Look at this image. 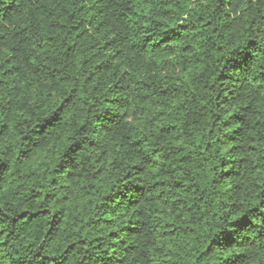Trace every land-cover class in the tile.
Instances as JSON below:
<instances>
[{
  "label": "trees",
  "instance_id": "obj_1",
  "mask_svg": "<svg viewBox=\"0 0 264 264\" xmlns=\"http://www.w3.org/2000/svg\"><path fill=\"white\" fill-rule=\"evenodd\" d=\"M158 3L163 7L162 18L155 17L157 0H0V20L13 26L11 38L7 28L0 33V68L3 69L0 110L5 121L0 123V154L7 155L9 148L16 144L31 145L18 150L15 161L20 167L14 168L10 160L0 155V193L9 197L4 207H0V223L10 225L8 229L0 228V237H3L0 250L11 249L0 255V261L7 264H136L143 258V264H196L197 260L200 264H238L237 258L245 255L231 252L240 245L231 243L229 236L217 239L223 229L201 245L198 252L195 241L198 234L209 231V216L218 212L215 200L211 204L208 201L205 178L211 175L215 183L219 173L223 181H244L249 166L256 173L264 172L261 165L264 157L258 151V143L264 141V105L257 102L255 106L251 103L238 106L243 84L235 75L241 70L235 56L240 55L241 63H247L250 56L246 50L251 41L244 48H233V55L227 58L220 55L223 46L216 47L219 69L212 66L211 73L199 70L202 58L196 57V62L181 68L174 80H164L161 94L168 100L158 102L157 117L146 116L133 124L129 133L112 135L118 123L114 120L118 114L112 108L120 106V101L125 99L119 93L140 86L144 108L150 110L152 102L147 97L154 69L165 61L183 63L182 57L172 56L169 45L173 39L183 40L188 30V25L178 24L172 14L179 12L182 17L187 9L171 0L167 5L164 0ZM189 23L193 38L182 46V52L199 48L198 42L211 39L198 34L205 26L216 35L211 18L197 16L195 23ZM154 24L160 25L165 33L159 46L152 47L154 41L141 45L137 40L134 45L139 47H121L124 40L121 33L133 35V29L139 26L144 29L140 33L144 38L153 35ZM20 56L28 68L24 88L17 82L23 72ZM261 76L264 77V72ZM181 80L184 86L179 85ZM76 101L80 109L87 106L88 111L83 115L91 113L109 134V147L95 157L97 164L103 160L104 165L90 175L86 171L68 173L73 183L60 185L64 192L61 196L59 192L43 191L40 181L47 173L49 184L57 183V176L70 166V163L66 165L65 158L70 162L83 150L79 145L69 155L73 150L70 142L73 126L79 131L88 124L73 107ZM97 104H101L102 111L93 112ZM49 109V115L42 119L48 122L52 115L66 110V119L60 118L65 119L67 127L61 130V126L49 122L42 132H33L32 138L24 134L23 122L31 120L33 115L39 121L41 112ZM138 131L143 135L137 137ZM220 132L222 136L216 135ZM247 140L251 143H246ZM149 141L153 144V157L161 148L170 149L162 154L164 163L151 184V189L159 191L155 199L145 200L140 194L144 188L139 183L143 163L132 164L123 177H115L116 184L107 183L110 174L121 170L129 152L139 155L141 145ZM87 147L95 149L97 144L90 141ZM245 153L255 154V159ZM210 157L217 162L206 167ZM53 160L55 166L49 167ZM141 160L161 164L147 156ZM174 175L179 178L169 179ZM254 184L256 190L250 197L240 186V203H250L251 207L234 214L230 224L245 223L249 214L253 222L259 218L264 223V217L259 216L264 212V188H261L264 178L256 179ZM237 187L230 183L228 190ZM14 200L27 207L9 215L12 209L8 205ZM141 203L151 205L146 213L138 208ZM89 210H102L103 214L90 216ZM145 215L148 219H141ZM113 216L126 223L116 227ZM153 220L155 223L146 231ZM63 233L70 235H63L62 239ZM142 235L148 238L146 243H130L133 237L139 240ZM22 238L25 239L23 254L22 248L14 243ZM35 239L40 242L33 248ZM138 249L139 255L133 256ZM220 251L224 255L217 256ZM260 255L264 252L250 257L246 264H259Z\"/></svg>",
  "mask_w": 264,
  "mask_h": 264
},
{
  "label": "clouds",
  "instance_id": "obj_2",
  "mask_svg": "<svg viewBox=\"0 0 264 264\" xmlns=\"http://www.w3.org/2000/svg\"><path fill=\"white\" fill-rule=\"evenodd\" d=\"M171 2L178 3L181 5V7L187 9L186 14L182 17L180 16L179 12L172 14L177 19L178 24L188 25V30L184 32L183 40L173 39L169 45L172 56L182 57L183 63L170 64L165 61V63L154 69L153 75L151 77L153 82L151 83V88L148 89L147 97L152 102V107L150 110H145L144 108L143 100L140 95V93L143 92V89L140 88V86H134L132 88H128L125 92L119 93V95L125 99L120 101V106H113L112 108V111L118 114L114 117V120H116L118 123L113 130V136H115L117 133H119L121 136L129 133L131 126L136 124L138 120H144L146 116L148 119L157 117L159 112L158 102L165 103L168 100L166 95L161 94L162 89L165 86L164 80H174L180 75L181 68L188 67L189 65L196 62V57L202 58L198 65L201 72L211 73L213 71L212 66H215L216 70H218L219 65L216 64V53L214 49L221 45L223 48L220 55L227 58L228 56L233 55V48H244L245 45L251 41V44L248 45L246 50L250 56V59L247 63H241L242 57L240 55L235 56V61L239 63L241 69L240 72L235 73V75L240 78V81L243 84L241 95L238 97V106L239 104L244 103H251L255 106L257 102H259L261 105H264V77L261 76V73L264 72V0H187L186 3H184V0H171ZM164 3L167 5L169 0H164ZM157 9L158 10L155 12V17L162 18L160 13L163 11V7L159 5L158 0ZM197 16H203L205 19L211 18L213 21V26L216 29V35H212V29L205 26L204 30L198 34L201 36L208 35L211 37V39L198 42L201 44V47L199 48H194L188 52H182V46L184 44L190 43L193 38V34L191 32L192 24L189 23V21L195 23ZM249 25L251 26L250 28L248 27ZM12 27V25H8L5 21L0 20V33H3L5 28H7L9 32V38H11ZM137 29H133V32L135 33L133 35L121 33V35L124 37L121 47H139L140 45H134V42L137 40L141 42V45H148L149 41H154L155 44L152 45V47H156L160 45L162 38L165 37V33L160 30V25L157 24H154L153 28L151 29L153 35L146 36L144 38L140 36V33L144 32V29L139 28V26H137ZM253 49H255V52ZM19 59L22 64L23 72L19 77H17V82L21 88H24L25 83H27L28 68L23 61V57L20 56ZM206 65L208 67H205ZM2 71L3 69L0 68V72ZM129 83H132V81H129ZM179 85L184 86L183 80L179 81ZM188 87L190 91L193 90L191 85H188ZM78 105L79 101H76L73 107L80 114V119L82 121L87 120L88 124L84 129H80L79 131H76L75 126H73V137L72 141H70L73 143V150L69 153V155L72 156L75 152V149L79 145L83 146V150L78 154H75L70 162L68 161L67 157L65 158L66 165H69L70 163V166H66L65 171L57 176V183L49 184L48 174H45V177L40 181V183L44 185L43 191L59 192V194L62 196L64 195V192L60 185L65 182L69 184L73 183V181L68 179V173L75 172L79 174L86 171V173L90 175L97 167L104 165L103 160L100 164H97L95 162V157L109 147V134L104 132L100 122L95 120L91 113L86 116L83 115V113L88 111L87 106H85L83 109H80ZM29 110L31 109L29 108ZM96 111H102L101 104H97V107L93 108V112ZM213 111H216V109L213 108ZM50 112L51 109H49L48 112L42 111L41 119L39 121L36 120L35 115H33L31 120L24 121L21 125L24 134L28 135L29 138H32L33 132H42L43 128L49 122L58 124L61 126V130H63L64 127H67L65 123L66 110L52 115L50 121L45 122L42 117L49 115ZM208 115L210 116V114ZM61 116H64L65 119H61ZM3 122H5L4 115L2 110H0V123ZM12 123L15 124V120H13ZM37 124H39L40 127H37ZM49 131H54V129H49ZM225 131L230 130L225 129ZM141 135H143V133L138 131L137 137ZM216 135L222 136L223 133H216ZM249 135H251V133H249ZM36 139L38 140L39 138ZM90 141L96 142L97 147L95 149H89L87 147ZM246 143H251V140H247ZM26 146L31 148V145L27 144V142H25V144H16L14 147L9 148L7 155H0H3V159L10 160L14 168L20 167L21 165L16 163L15 157L18 154V150ZM155 146L159 147V144ZM152 147L153 144L151 141H149L147 144L141 145L139 155H136L135 152H129V154L124 158L121 170L118 173L110 174L107 178V183L116 184L117 179L115 177H123L125 172L129 171L132 164L143 163L144 170L140 173L142 179L139 181V183L143 184L144 188L140 190V194L143 195L145 200L150 198L154 200L159 194V191L151 189V184L156 178L160 167L164 163L162 154L169 151L170 149L161 148L160 152L153 157L151 153ZM258 151L259 155L264 157V141H260L258 143ZM245 154L250 155L252 159H255V154ZM144 156H147L151 161L159 160L161 161V164L157 165L154 162L142 161L141 157ZM216 162L217 160L215 158L210 157L206 167H211V165L215 164ZM55 163L56 161L53 160V163L49 167H54ZM261 165L264 167V160L261 161ZM160 178L165 179L163 176ZM177 178L179 177L174 175L169 179ZM258 178H264V172L256 173L251 170L250 166L244 181H240L238 179H233L230 182L223 181L220 179L219 173L216 175L215 183L212 182L211 175L205 178V187L208 189V201L211 204V202L215 200V208L218 209V212L215 215L209 216V231L203 235L198 234L197 240L195 241V249L197 252L199 251L201 245L206 244L207 241L221 229H223V232L217 237V239H222L224 236H229L231 238V243L240 245V247H233L231 252L245 253L244 256L237 258L238 264H246V261L250 257L255 258L258 252H264V223H261L259 218L253 222L251 214H249V216L246 217L245 223L237 221L235 224H230V221L234 219V214H238L240 210L246 211L251 207L250 203L243 205L240 203V186H242V191L247 193V195L250 197L256 190L254 181ZM133 181L136 183L135 174L133 175ZM123 183L124 181L121 179L120 184L122 185ZM230 183L236 184L238 187L229 191L228 186ZM261 188H264V184L261 185ZM133 195L135 196L138 194L133 193ZM6 199H9V197L4 193H0V207H4V201ZM150 206V204L141 203L138 205V208L143 209V211L146 213L148 207ZM23 207H27V205L21 203L20 201L14 200L12 204L8 205V208L12 209V211L9 212V215L15 214V212L19 211ZM209 211H211V209H209ZM97 214L102 215V210H89L87 212V215L90 216H96ZM259 216L264 217V212H260ZM111 218L115 221L116 227H120L122 224L126 223V221L118 219L116 216ZM141 219H148V217L145 215L142 216ZM152 223H155V221H151V223L147 226L146 231L150 230ZM9 227L10 225L7 223H0V228L8 229ZM201 227H203V225H201ZM230 228L232 231H229ZM63 235H70V233H63L61 237L62 239ZM0 239H3V237H0ZM147 239L148 238L143 235L139 238V240L133 237L130 243H141V241L146 243ZM39 242V239H35L32 243V247L35 248ZM14 243L16 246L22 248L23 254V245L25 243V239L22 238L20 241ZM141 246L143 247L144 244H141ZM4 251H11V249L9 248L0 250V255H2ZM132 255H139V249L136 252H133ZM216 255L222 256L224 253L220 251L217 252ZM258 259L259 264H264V255H260ZM0 264H7V261H0ZM136 264H143V258L138 260ZM196 264H200V261L197 260Z\"/></svg>",
  "mask_w": 264,
  "mask_h": 264
}]
</instances>
